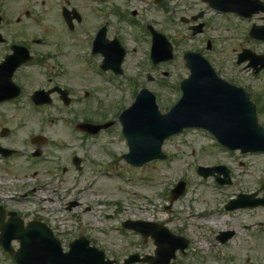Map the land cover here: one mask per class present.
<instances>
[{
	"label": "rangeland",
	"instance_id": "374dc122",
	"mask_svg": "<svg viewBox=\"0 0 264 264\" xmlns=\"http://www.w3.org/2000/svg\"><path fill=\"white\" fill-rule=\"evenodd\" d=\"M66 1L70 3L69 7H76L85 16V22L76 27V34L84 40V36L91 33L93 26L101 21L102 16L99 8L94 9L89 0H0V12L5 16L1 31L8 39L4 46H0V53L10 43L30 41L32 35L42 36L44 34L47 38H52L55 44H62L64 57L69 62L71 57L68 53L71 46L64 44L63 40L66 37L58 33L62 27H58L55 17L60 10V5L65 4ZM115 2L116 0H112L111 4L117 6ZM150 2L152 0H131L129 2L117 0L118 5H123L120 7L137 11L141 19H148L159 28L163 27L161 23L165 21L167 33L172 35L185 34L189 22L183 23V17L188 18L193 15L195 7L204 6L201 0H171L169 3L172 6L171 12L173 10L176 12L169 14L159 11ZM209 16L213 17L214 23L217 24L216 30H210L217 40L216 49L212 53L217 67L227 78H232L247 87L251 85L253 93L264 94V72L258 77H252L250 70L245 71L243 67L235 65L242 48L248 47L260 52L261 49L264 50V43L256 44L253 41H247L245 29L249 24L238 19L236 15L224 19L210 12ZM38 21H41V27L37 26ZM111 21L110 34L119 33L126 38L130 37L129 29L123 28L124 24L117 23V16L112 15ZM67 39L70 37L67 36ZM205 39L206 37L199 35L193 42L186 37V39H181L182 47L192 46L194 43L199 45L198 40L201 41V45H206L203 41ZM73 64L77 65L75 66L77 69L72 70L71 65L68 66L71 71L64 77L65 81L80 95H82L81 87L87 86L95 91L94 97L91 96L86 100L87 106L84 101H81L77 108L84 111L86 108L89 109L88 105H91L93 110L91 108L85 112L92 115L95 122L110 117L120 90L100 80L90 69L87 68L84 71V66L78 61ZM163 68L175 69L176 74L171 77L172 82H177L188 73L181 59L172 64H165L160 67V70ZM77 70L79 71L73 72ZM136 70L137 66L132 60L125 68L122 78L125 84L128 80L129 87L126 86L124 100L129 105L134 101L131 94V79ZM29 71L31 74L34 73V83L43 85L39 72H36L34 68ZM154 73L161 77L164 76L159 71ZM138 81L140 85L146 82L145 73ZM150 87L158 90L161 95L165 106L164 111L177 99L174 89L162 87L158 81L150 82ZM20 103L0 105V126L13 128L14 136L20 134L18 138L8 139L17 141L13 147L19 149L25 147L23 136L37 129L38 126V116L33 118L32 110L26 105L24 97ZM76 104L77 102L73 105ZM263 104L262 99L258 105L259 109ZM66 110L69 114L65 115L75 118L72 110ZM81 118L82 116H78L75 120ZM259 118L264 124V112L259 114ZM60 125H67L70 129V125L63 120L50 124L47 128L52 141L46 140L39 145H30L29 150L41 148L45 155L61 157L59 159L62 161H66L68 156L74 154L83 157L86 150L88 154L93 140H85V147L80 144L82 139L78 134L75 136L70 134L71 137L60 136L65 138L60 143L57 139L59 136L56 135V126L60 127ZM117 129L116 125L108 130L109 132H103L99 136L100 144L95 145L94 160L88 154L89 160H86L84 164L86 169L83 172V182L90 184L87 192L84 190L81 194L70 192L71 180L66 188L61 180L48 185V195H53L56 200L55 209L50 207L52 204L49 201L42 199L46 187H37L35 192L32 189L35 185L41 187V184H46L49 175L57 170L56 165L40 163L35 170H32L29 157L25 154H20L21 157H13L7 164L0 161V177H3L0 183L8 184L5 185L6 187L0 185V191L13 192L17 200H9L10 207L18 209L27 218L38 217L46 220L52 218V225L61 234L59 238L65 247L68 240L83 234L92 238L93 245L104 250L108 258L116 259L112 264H126L125 259L130 254L144 255L154 253L156 249L152 239L142 241L141 236L134 234L132 230L121 228V222L127 219L162 223L173 233H183L190 238L186 253L180 254L178 264H264V206L238 209L234 212H228L224 208L227 202L237 199L240 194L253 193L260 188L264 182V153L243 154L240 151H231L213 144L209 135L201 130H188L184 134L173 136L165 141L163 151L168 155L166 160H153L143 166L134 167L122 157L127 152V143L123 139L121 141L117 139ZM21 137L22 140L19 141ZM105 148L110 149L111 153L105 154ZM20 158L24 160L23 163H19ZM18 164L24 168L23 173L30 176V181L22 187L19 183L23 178L21 176L25 174L9 175ZM220 164L228 167L231 183L221 185L213 176L204 178L197 173L198 165ZM46 168H51L50 172H44ZM32 171L36 174L33 175ZM68 172L71 175L61 176L63 178L78 177L73 168H70ZM180 180L186 181L185 192L171 202V190ZM93 190L96 193H93ZM259 195L264 196V188ZM70 196L72 198H69ZM95 197L100 198L104 204L99 205V201L93 199ZM72 199H78L80 202L72 207L73 210H67V204L73 201ZM88 205L93 210H89ZM191 215L194 216L195 221L192 220ZM222 217L228 220L222 223L216 222ZM209 218H213L214 225L208 223L197 225L198 222ZM260 221L263 227L258 229L257 223ZM226 230H234L235 235L227 243L222 244L217 240V236L221 231ZM13 244L15 248L18 247V242H13ZM0 264H15L1 248Z\"/></svg>",
	"mask_w": 264,
	"mask_h": 264
},
{
	"label": "water",
	"instance_id": "95a60500",
	"mask_svg": "<svg viewBox=\"0 0 264 264\" xmlns=\"http://www.w3.org/2000/svg\"><path fill=\"white\" fill-rule=\"evenodd\" d=\"M197 76H199V74L195 72L194 75L192 76L193 79L189 81V84L192 83L195 79H198ZM230 94L234 100V105L232 103H229L226 113L227 115H229L230 118H233L235 120L236 128L239 130L240 134L238 132V134L233 135L231 140L229 141L230 143L228 144L231 147H242L243 149H254L256 147L258 137L260 141L264 142V134H262V132L258 130V127L256 125V119L254 116L253 107L247 101V99L245 98L243 94H239L235 92H231ZM191 97H192V92L189 89L186 92V97L184 101L180 103L172 111V112L175 111V113L180 112L182 113V115H184V117H182V121H180V123L177 126L175 127L168 126V121L173 120L175 116V113H172V112L166 117L159 116L160 118L156 122H152V129L148 131V133L150 134V137L147 138L148 147L151 150V153H150V157H148L147 159H152L160 155V146L165 137L176 132L178 129L182 128L183 126L192 125L193 124L192 120L194 119L195 116L200 117L199 114L201 113V111L199 110H204L203 106H206V104H201V103L196 104L195 102H193ZM187 107H190V108L186 110ZM206 114L207 113L204 112L203 116H205ZM137 140L138 139L135 138L131 142L133 151L136 150V148L139 146V142ZM238 143H241V144H238ZM133 151L129 155H127L128 159H130V155L134 153ZM0 229L4 233H5V230H9L6 227V225H4L3 223H0ZM21 231L27 238V244L31 246L32 248H34V252H32V255H35L36 252H42L44 255L40 241L38 243L33 242L28 237V232L26 230H21ZM22 233L16 234L15 237H19L22 239V241H24L25 236ZM8 240H10V238H8ZM8 249L12 251L11 248H8ZM169 258L170 257H168L167 260ZM152 263L155 264L154 262Z\"/></svg>",
	"mask_w": 264,
	"mask_h": 264
},
{
	"label": "flooded vegetation",
	"instance_id": "af4514ba",
	"mask_svg": "<svg viewBox=\"0 0 264 264\" xmlns=\"http://www.w3.org/2000/svg\"><path fill=\"white\" fill-rule=\"evenodd\" d=\"M67 3L70 4L68 1H67ZM67 8L69 10V16L70 17H75L74 10H76L77 8L74 7V6H70V7H67ZM79 13H81V12H79ZM84 18H85L84 15L81 14V19H80L79 22L76 19H74V29H73V33L67 32L65 34L66 39L63 40V42H64L65 45L66 44H68L70 46L76 45V46H79V47H85L86 46V43L88 42V38H89V37H87L88 34H86V36H84V38H85L84 40L82 38H79L78 35L76 34V29H77L76 27L78 25H81V24H83L85 22V19ZM94 27H97V26L94 25L93 28ZM67 36H69L71 40L70 39H67ZM115 36H116L115 38L121 39L118 35H115ZM54 46H55V48L57 49L58 52H61V54H63L62 44H55ZM38 56L39 57H42V58L46 57L47 59L50 58V55L43 56V55L38 54ZM38 59L40 61H42V59H40V58H38Z\"/></svg>",
	"mask_w": 264,
	"mask_h": 264
},
{
	"label": "bare ground",
	"instance_id": "6f19581e",
	"mask_svg": "<svg viewBox=\"0 0 264 264\" xmlns=\"http://www.w3.org/2000/svg\"><path fill=\"white\" fill-rule=\"evenodd\" d=\"M192 219L194 220V216L192 215ZM226 221V220H228L227 218H223L222 217V219L221 220H219V221H216V222H221L222 223V221ZM199 223V225L201 224L202 225V223H208V224H213L214 225V223H213V218H209V219H204V220H202V221H200V222H198ZM203 244H201V246H202Z\"/></svg>",
	"mask_w": 264,
	"mask_h": 264
}]
</instances>
